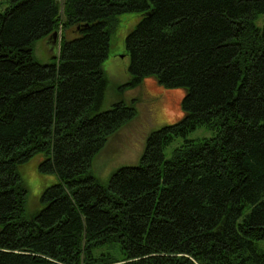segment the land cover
<instances>
[{
	"label": "trees",
	"instance_id": "16d2710c",
	"mask_svg": "<svg viewBox=\"0 0 264 264\" xmlns=\"http://www.w3.org/2000/svg\"><path fill=\"white\" fill-rule=\"evenodd\" d=\"M9 3L0 10V264H264V0ZM125 13L142 17L126 37L119 91L152 76L184 89L183 116L102 183L93 159L138 115L123 98L103 110V65ZM60 29L59 54L37 61L34 43ZM199 127L214 134L188 139ZM37 154L59 181L29 216L18 166Z\"/></svg>",
	"mask_w": 264,
	"mask_h": 264
},
{
	"label": "rangeland",
	"instance_id": "374dc122",
	"mask_svg": "<svg viewBox=\"0 0 264 264\" xmlns=\"http://www.w3.org/2000/svg\"><path fill=\"white\" fill-rule=\"evenodd\" d=\"M9 1L0 0V10H4L10 4ZM141 17L139 13H125L120 16L119 26L111 38L109 56L103 65L108 80L103 110L110 109L123 98L127 103L135 102L138 115L110 137L105 147L93 159L92 171L102 183H107L112 172L119 167L139 162L147 138L153 130L173 124L183 116L184 89L165 87L152 76L146 77L137 87L119 91V86L129 78L130 56L126 48V37ZM263 20L264 16L260 17L258 24ZM62 33L60 29L56 38H43L34 43V57L37 61L50 63L59 54ZM65 35L69 39L74 37V29L66 31ZM213 134L211 129L199 127L189 133L187 138L211 137ZM184 141L183 137L175 138L165 149L166 157H170L173 150ZM43 157V154H37L18 166L22 180L28 188L26 213L29 216L43 207L40 200L43 191L59 181L56 173H44L40 170ZM258 246L263 249L264 240L259 241Z\"/></svg>",
	"mask_w": 264,
	"mask_h": 264
},
{
	"label": "water",
	"instance_id": "95a60500",
	"mask_svg": "<svg viewBox=\"0 0 264 264\" xmlns=\"http://www.w3.org/2000/svg\"><path fill=\"white\" fill-rule=\"evenodd\" d=\"M57 33H58V32H54V33H53V37H54V38L57 37Z\"/></svg>",
	"mask_w": 264,
	"mask_h": 264
}]
</instances>
